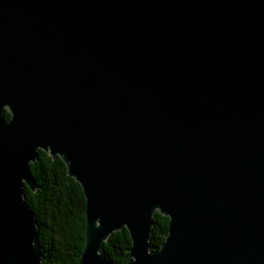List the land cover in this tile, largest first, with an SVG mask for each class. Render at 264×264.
<instances>
[{"label":"water","instance_id":"1","mask_svg":"<svg viewBox=\"0 0 264 264\" xmlns=\"http://www.w3.org/2000/svg\"><path fill=\"white\" fill-rule=\"evenodd\" d=\"M40 151L83 190L80 264L124 229L128 264H264V0H0V264H42Z\"/></svg>","mask_w":264,"mask_h":264},{"label":"trees","instance_id":"2","mask_svg":"<svg viewBox=\"0 0 264 264\" xmlns=\"http://www.w3.org/2000/svg\"><path fill=\"white\" fill-rule=\"evenodd\" d=\"M10 114L6 112L5 119ZM36 183L33 192L24 187V198L38 222L42 264H80L86 236V200L81 186L67 174L60 158L43 151L30 165ZM151 234V251L159 250L169 230V219L156 213ZM113 264H128L132 242L126 229L114 233L104 245Z\"/></svg>","mask_w":264,"mask_h":264}]
</instances>
